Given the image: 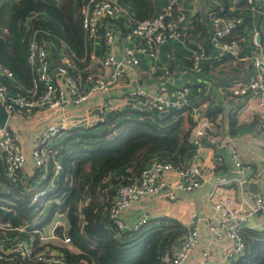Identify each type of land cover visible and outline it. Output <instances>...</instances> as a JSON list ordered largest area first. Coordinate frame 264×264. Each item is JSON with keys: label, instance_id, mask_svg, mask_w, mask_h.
<instances>
[{"label": "built area", "instance_id": "1", "mask_svg": "<svg viewBox=\"0 0 264 264\" xmlns=\"http://www.w3.org/2000/svg\"><path fill=\"white\" fill-rule=\"evenodd\" d=\"M247 1L253 4L255 0ZM260 1L264 3V0ZM175 4L176 0H168L160 12L137 19L130 13L129 7L118 0H81L79 15L86 48H90L99 38L107 48L115 46L119 35L126 42L119 58L110 51L100 61V65L109 70L104 73L86 72V68L96 60L93 52L77 55L63 40L52 37L45 28L32 24L30 20L38 17L36 13L28 16L25 31L30 85L23 86L20 78L0 62V104L7 113L6 121L0 127V152L5 176L10 183L26 187L22 172L29 161L40 173L38 184L46 181L45 187L32 197L34 218L37 219L46 203L41 201V197L53 188V179L62 170L59 149L53 148L52 140L66 129L81 127L84 130L106 124V116L116 112L119 107L110 93L127 71L138 65L140 54L154 58L161 46L181 37L180 23L184 16L175 14ZM209 23L212 29L210 43L214 50L211 58L219 60L227 55L239 56L240 41L230 36L243 24L242 17L228 12L209 14ZM254 46L257 53L252 55V62L257 72L248 81L233 85L231 93L240 100L255 97L264 109V57L260 52L261 44L255 42ZM208 58L210 56L202 48L196 49L191 59V70L199 72L202 62ZM82 62L88 63L80 67L78 63ZM165 92V85L156 92L133 88L128 92V108L137 115H151L154 112L160 115L179 111L187 104L186 86L178 89L173 96H166ZM94 98L97 99V107L91 116L69 115ZM13 117L27 118V122L34 127L29 154L21 145L20 126L16 121L11 123ZM212 124L205 118L195 124L191 132L193 152L185 167L174 166L155 155L150 166L147 165L137 175L128 177L126 182L118 185L112 202L106 208L107 218L117 229L137 231L148 222L152 216L144 210L131 226L122 219L123 212L141 207L145 200L161 198L176 201L202 187L204 174L198 159L199 149L213 139L210 134ZM220 147L222 145H217L218 149ZM234 155L238 172L243 174L251 168V164L237 158L235 151ZM206 199L209 211L203 212V215L191 212L189 219L182 222L186 232L178 247L172 254H164L161 264H230L244 254L245 243L241 231L257 214L264 216V195L249 192L246 202L238 206L232 195L217 192L214 188L206 194ZM62 241L64 244L70 243L66 236ZM4 242L5 239L0 236V259L6 255L12 259L17 254L22 259L65 264L54 252L35 254L32 245L20 240L10 243V251L5 252Z\"/></svg>", "mask_w": 264, "mask_h": 264}, {"label": "crops", "instance_id": "2", "mask_svg": "<svg viewBox=\"0 0 264 264\" xmlns=\"http://www.w3.org/2000/svg\"><path fill=\"white\" fill-rule=\"evenodd\" d=\"M5 1L0 0V6ZM46 1L57 6L64 3V0ZM151 1L152 12L147 17L160 12L168 2V0ZM80 2L81 0H74L72 4L73 10L78 14ZM11 8L12 5L9 4L3 15V20L0 21V34L6 33V23ZM174 12L175 14L181 13L184 16L183 21L180 23L181 37L169 40L161 46L154 58L146 54H140L138 65L127 71L125 76L112 89L110 97L119 106L116 112H126L131 111L128 108V92L133 88L156 92L165 85L166 96H173L178 89L186 86L188 88L187 104L181 110L171 111L165 115L154 112L151 115H137L134 113L133 116L158 125H167L180 120L181 131L183 133L189 132L190 149L184 155H180L183 149V146H181L179 151L171 154V158L177 160L178 163L175 166L181 168L188 165L190 155L193 152L191 132L195 124L202 118L210 120L213 123L210 130L213 139L200 147L198 157L204 174V183L199 190L192 192L190 195L181 196L176 201L161 198L149 199L142 202L141 207L123 212L122 219L125 220L128 226H131L138 219L143 210L152 216L140 230L123 229L122 232L128 235L127 239L138 238L154 229H161L170 220H176L182 224V222L189 219L193 211L198 212L200 215H203V212L207 213L209 202L206 199V194L214 188L217 192L221 191L232 195L238 206L246 202L248 193L251 192L249 189H243L241 182L238 180L226 181L221 178V176L227 174L229 167L224 156L218 151L217 145H224L231 154L232 159L235 156V151L238 159L251 164V168L242 174L244 181L256 184L259 189L258 193L264 195V169L262 168L264 159V109L255 97L240 100L231 93L233 85L248 81L257 72V68L252 62V55L257 51L254 46L255 42L261 44L260 52L264 57V3L260 0H255L253 4H250L247 0H176ZM224 12L239 15L243 19V24L234 30L230 36L239 39L240 54L239 56L227 55L216 60L211 58L214 50L210 43L212 29L209 23V14ZM124 45H126V42L121 35H119L115 46L109 48L101 38L97 39L90 48H86V52L83 54L93 52L96 56L94 64L86 68V72L104 73L109 71L100 65V61L110 51L119 58ZM198 48H202L210 58L202 62L199 72H195L191 70L190 66L193 53ZM87 63L82 62L78 65L82 67L86 66ZM22 85L27 87L30 82L27 86ZM96 101V98L90 100L81 109L69 115L75 117L80 114H88V116H91L96 111ZM15 119L14 117L11 118V123L16 121L20 126L21 145L26 154H29L34 127L27 122V118L21 119L19 117ZM103 126L105 127L103 124L98 125V129L103 128ZM81 129V127H77L63 131L59 137L52 140L53 148L58 150L63 147L65 142L69 141L65 139L70 131H80ZM63 141L65 142L63 143ZM70 144L68 143L66 147L74 148ZM86 172L89 173V169ZM39 175V171L35 170L31 161H29L22 172L26 187L9 184L10 182L5 176L3 157L0 152L1 193L7 194L11 188H14L21 194H29L38 184ZM87 191V185L85 184L79 200L80 205L89 200ZM1 201L2 198L0 197ZM48 201L44 205L45 209L51 204ZM41 219L33 217L24 223L20 221L21 225L18 227L10 228V223L2 221L0 218V225H3L0 226V234L5 239L3 247L5 252L10 251V243L19 240L28 245H33L37 234L39 235V245H42L44 249L42 253L54 252L50 245H59L62 240L61 237L56 236L55 228L62 226L66 230L65 215L55 212L52 219L45 224H41ZM244 228L263 229L264 216L257 214L249 220ZM204 229L203 224L202 230L204 231ZM178 245L179 243L174 247V250Z\"/></svg>", "mask_w": 264, "mask_h": 264}, {"label": "trees", "instance_id": "3", "mask_svg": "<svg viewBox=\"0 0 264 264\" xmlns=\"http://www.w3.org/2000/svg\"><path fill=\"white\" fill-rule=\"evenodd\" d=\"M118 1L128 6L130 13L137 19L148 18L152 12L151 0ZM73 2L64 0L61 6H57L46 0H6L0 6L2 21L5 10L9 4L12 5L6 33L0 34V62L11 69L22 84L27 86L30 82L25 24L31 13L38 16L30 20L33 25L45 28L52 37L63 40L77 55L82 56L86 52L80 15L73 10ZM132 113L110 112L103 128L95 126L80 131L72 130L65 139L69 141H63L65 145L59 149L62 170L53 179V188L41 197L43 202L58 200L50 204L49 212L40 222H49L55 212L65 215L66 230L57 226L55 234L62 240L65 236L69 237L70 243L64 244L61 240L59 245H50L65 264H161V257L166 253L172 254L185 233L181 223L170 220L161 229L127 239L128 235L107 218L106 208L120 183L137 175L155 155L175 166L178 162L171 158V154L179 151L181 146L180 155L190 149L189 132L181 131L180 120L158 125L136 118ZM68 143L76 147L67 148ZM82 178L85 180L82 181ZM85 184L89 200L80 205ZM45 185L46 181L38 184L29 194H21L14 188H9L7 194L0 192L1 220L9 222L13 228L21 225L20 221L24 223L31 220L34 217L32 197ZM241 235L245 252L230 264H264V228H244ZM38 241L37 234L32 245L35 254L44 252ZM0 264L52 263L22 259L15 254L12 259L10 255L0 259Z\"/></svg>", "mask_w": 264, "mask_h": 264}, {"label": "water", "instance_id": "4", "mask_svg": "<svg viewBox=\"0 0 264 264\" xmlns=\"http://www.w3.org/2000/svg\"><path fill=\"white\" fill-rule=\"evenodd\" d=\"M30 15H33V14H30ZM165 114H168V113L164 112V113H161L160 115H165ZM6 118H7V113L5 109L3 108V106L0 104V127L4 125ZM218 151L224 156L226 163L229 167V171L227 172V174H225L224 176H221V178L226 181L238 180L239 182H241V186L243 189H249L251 192L258 193L259 189L257 188L256 184L245 182L242 174L237 171L235 163L232 159L231 154L228 152V150L224 146H222L218 149ZM148 166H150V164H148Z\"/></svg>", "mask_w": 264, "mask_h": 264}, {"label": "rangeland", "instance_id": "5", "mask_svg": "<svg viewBox=\"0 0 264 264\" xmlns=\"http://www.w3.org/2000/svg\"><path fill=\"white\" fill-rule=\"evenodd\" d=\"M132 115H135L134 113H132ZM73 143H76V141H72ZM72 147H76L75 145L74 146H72ZM82 181H84L85 179L84 178H82L81 179ZM58 199H56V200H49L50 201V203L52 204L53 202H55V201H57ZM48 201V200H47ZM48 201V202H49ZM81 204V203H80ZM49 210H50V208L49 207H47L46 209H45V207L42 209V212L40 213V215H38V217H37V219L38 218H42V220L44 219V217H45V215L49 212ZM36 224V223H35ZM36 226V225H35ZM34 226V227H35ZM174 249V248H173Z\"/></svg>", "mask_w": 264, "mask_h": 264}]
</instances>
